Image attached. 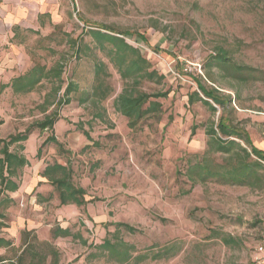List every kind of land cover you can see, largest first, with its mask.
<instances>
[{"label": "rangeland", "instance_id": "obj_1", "mask_svg": "<svg viewBox=\"0 0 264 264\" xmlns=\"http://www.w3.org/2000/svg\"><path fill=\"white\" fill-rule=\"evenodd\" d=\"M3 1L0 139L57 120L53 131L35 127L10 146L30 165L13 178L18 190L0 192V201L12 198L0 204V237L18 248L33 229L58 248L60 264H264V159L252 153L264 151V0ZM93 32L124 39L157 75L123 79L114 45ZM221 54L227 62L215 59ZM34 73L40 79L26 90L21 83ZM200 83L226 105L203 95ZM126 86L153 95L134 127L115 105ZM221 119L242 137L221 134ZM212 127L238 145L221 151ZM52 136L61 146L49 141L38 155ZM240 146L248 162L262 164L260 181L206 174L205 164L222 171L236 163ZM56 162L72 169L86 204L62 205L40 179ZM58 227L71 235L55 238Z\"/></svg>", "mask_w": 264, "mask_h": 264}, {"label": "trees", "instance_id": "obj_2", "mask_svg": "<svg viewBox=\"0 0 264 264\" xmlns=\"http://www.w3.org/2000/svg\"><path fill=\"white\" fill-rule=\"evenodd\" d=\"M93 33H95V35L99 37L100 40H105L114 45L115 50L111 51L115 52V64L117 65L123 79H153L154 76L157 75V72L149 71V62L139 54L137 49L127 44L124 39L118 38L117 36L108 33ZM101 46H103L102 43ZM215 59L222 63L227 62L229 58L227 54H221L215 56ZM163 77L164 76L160 75L159 79H162ZM39 79L40 78L37 77V74L34 73L29 75L27 82L21 83V85L26 87V90L30 91L34 88ZM17 83H20V80L16 82V85ZM19 87L17 86V88ZM199 88L203 95L212 99L217 105H226V102L217 95V90H208L201 83L199 84ZM69 91L70 88L68 86L67 93ZM158 95L163 96L165 94H156L155 96ZM193 95H196L198 98L200 97L197 92H195ZM150 97H153V95L141 91H135L134 89L126 86L116 99L115 105L117 110L129 118L131 127H134L151 111L152 102L149 107L144 108V105L149 101ZM202 101L212 111H217L216 107L209 100ZM56 120V116H48L45 120L37 122V124L29 127V129H27L23 134L20 133L17 135H11L8 139H0V154L2 155L0 157V192H14L18 190L19 183L13 178L18 176V173L22 168L30 165L28 158L22 154H19L18 152L10 151V146L14 143L26 141L29 134L35 127L40 128L41 130L51 129L53 131ZM218 129L219 132L224 136H233L236 134L242 137L237 128L222 119L218 124ZM208 134L218 146V148L223 152H230L234 146L238 145L235 140L223 139L217 134V131L214 127L210 128ZM49 141H53L58 146H61L58 140L52 136L47 138L41 145L38 150V155H40L43 145ZM240 148L244 152V155H238V158H236L237 162L223 166L222 171H213L207 164L203 165L202 163L206 174L208 176H221L225 179V181H231L239 184H245L250 179L260 181L255 166H261L262 164L260 162H248L246 158H248L251 153H249L246 148L241 146ZM252 153L258 158L264 159V151L255 146H252ZM41 175L47 178L48 181H50L52 185L55 186L62 205L76 204L81 206L87 203V200L85 199V189L77 186L74 183L72 179V169L69 166H65L58 162L54 164H48ZM10 201H12V198L7 196V198L0 201V204L8 203ZM3 215L4 214L0 212V218H2ZM127 227L131 231H134L133 227ZM69 235H71L70 230L68 228L62 227L56 228L53 233L55 238ZM105 246L110 248L111 251L115 253L118 251V247L112 244L110 241H106ZM0 248H5L7 250V254L0 256V264H60V252L58 248L51 241L40 240L33 229L24 230L22 232V241L18 248L15 247L11 240L0 237Z\"/></svg>", "mask_w": 264, "mask_h": 264}, {"label": "crops", "instance_id": "obj_3", "mask_svg": "<svg viewBox=\"0 0 264 264\" xmlns=\"http://www.w3.org/2000/svg\"><path fill=\"white\" fill-rule=\"evenodd\" d=\"M2 0H0V5L2 4V2H1ZM6 1L7 0H4L3 1V4L5 3L6 4ZM16 3L15 4H17L18 3V1H15ZM9 6V4H6V7H8ZM1 9V8H0ZM4 18L6 19V21H8L10 24L12 23V20L14 19V18H16V16L14 15V14H12V13H10V11H9V9L8 10H6L5 11V13H4ZM45 169V168H44ZM43 172V171H42ZM41 172V173H42ZM43 179V178H45V177H43L42 175L40 176V179ZM45 179H47V178H45ZM48 180V179H47ZM39 181V180H38ZM37 181V182H38ZM40 181H42V180H40ZM36 182V183H37ZM33 189V188H32ZM14 199H15V196H12ZM25 226H26V224H24Z\"/></svg>", "mask_w": 264, "mask_h": 264}, {"label": "built area", "instance_id": "obj_4", "mask_svg": "<svg viewBox=\"0 0 264 264\" xmlns=\"http://www.w3.org/2000/svg\"><path fill=\"white\" fill-rule=\"evenodd\" d=\"M264 263V262H263Z\"/></svg>", "mask_w": 264, "mask_h": 264}]
</instances>
